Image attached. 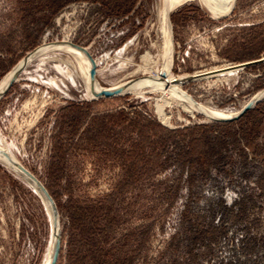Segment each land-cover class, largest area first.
<instances>
[{"label": "rangeland", "instance_id": "rangeland-1", "mask_svg": "<svg viewBox=\"0 0 264 264\" xmlns=\"http://www.w3.org/2000/svg\"><path fill=\"white\" fill-rule=\"evenodd\" d=\"M227 3L168 11L169 70L176 94L232 113L264 91V0ZM162 4L0 0V88L36 53L0 93V264H42L51 238L46 205L8 157L53 200L54 264H264V96L232 120L163 86L94 98L74 56L50 47L85 49L104 88L151 78L166 61Z\"/></svg>", "mask_w": 264, "mask_h": 264}, {"label": "bare ground", "instance_id": "bare-ground-1", "mask_svg": "<svg viewBox=\"0 0 264 264\" xmlns=\"http://www.w3.org/2000/svg\"><path fill=\"white\" fill-rule=\"evenodd\" d=\"M163 2L162 4V9L160 12V17H161V28H162V33H163V48H164V56L166 58V61L164 64H162V66L158 69L155 70V74L153 77L151 78H145L142 80H137L135 82H132L129 87L127 88L126 91H129L133 88H139L142 85H149L151 87L155 86L156 89L161 88L159 86H163L164 88H161L162 90H164L165 92L171 94L173 97H175L177 99V102L182 105L184 108H188L189 111L192 110H199L200 112H202L203 114H205L206 116H208L209 118H215V119H219V120H225L228 119L230 117H233L234 115H236L238 112H232V113H225V112H220V111H213L210 108L201 105V104H197L195 101H188L187 99H184L181 96H185L183 95L182 92H180V90L178 91V86L179 84L177 83L178 80L177 78H173L170 73V65H171V60L169 57V50H170V29H169V22H168V11H170L171 8H173L175 5H178L180 3H182V1L185 0H161ZM208 12H213L214 14L217 13L219 10H221L222 8H224L223 6L227 3L226 1H228L227 3V8H225V12L228 11L231 7H232V3L234 0H197ZM160 20V19H159ZM161 31V30H160ZM161 34V33H160ZM50 47H56V48H61L67 52H69L70 54H72L74 56V58L76 59L77 63H79V68H81L83 77L85 79V84L87 87V90L89 92V94L92 95V97L96 98L98 96V94L103 90V89H107L110 91H114L116 89H119L125 85H123L122 83H118V84H114L111 85L107 88H104L102 86H100L95 80H91V70L92 67H95V64L93 61H91L88 56L85 54V52L79 48L73 47L69 44H66V41L64 40V42H59V43H54L51 44ZM38 52V50H37ZM36 54L35 52H33L32 54H30L27 59H25L24 61H21L16 67L15 69L11 72V74L9 75L8 79L5 81V84L3 85V87L0 88V93L5 89V87L8 85L9 81L11 80L12 75L14 74V72L16 71V69H18L21 65H25L28 60L34 55ZM87 61V63L84 60V57ZM163 56V55H162ZM148 56L143 54V62L147 63L148 61ZM93 60V59H92ZM149 62V61H148ZM145 67V66H144ZM232 67L230 65H226L225 67L221 68L219 71L220 73H225L228 74L232 71ZM146 68V67H145ZM237 68V65H236ZM213 72V71H212ZM201 74V73H200ZM197 76V74H194V76ZM4 82V81H2ZM180 82V81H179ZM2 84V83H1ZM177 92L178 94H176L175 92ZM264 96V91L258 92L254 95L253 97V101L259 100L260 98H262ZM187 97V96H186ZM189 98V97H188ZM193 100V99H192ZM245 105V104H244ZM243 105V106H244ZM242 106V107H243ZM160 107V106H159ZM159 115L162 119L164 118L163 113L161 112V109L159 108ZM0 153L4 154V155H8V152L5 148L0 147ZM10 156V155H9ZM6 162L15 170L17 171L19 174H21V172H19V170L16 168L15 164L18 163L15 160L11 159L10 157H8V160L6 159ZM19 164V163H18ZM25 179H27L23 174H21ZM33 189L35 190V192L38 194V196L43 200L44 204L46 205V209L47 212L49 214L50 217V221H51V238L49 240V253H48V257L45 258V260L43 261L42 264H51L52 263V255H53V250L55 247V242H56V236H57V232H58V226L56 225V221L55 219H53V215L51 212V207L49 202L43 197L40 188L38 187V185H36L33 181L27 179Z\"/></svg>", "mask_w": 264, "mask_h": 264}, {"label": "water", "instance_id": "water-1", "mask_svg": "<svg viewBox=\"0 0 264 264\" xmlns=\"http://www.w3.org/2000/svg\"><path fill=\"white\" fill-rule=\"evenodd\" d=\"M76 48H79L81 50H83L85 52V54L88 56V58L92 60V58L89 56V54L85 51V49H83L82 47H79V46H76ZM23 65H21L18 69H16V71L14 72V74L12 75L11 77V80L9 81L8 85L5 87V89L15 80V78L17 77L18 73L21 71ZM94 76H95V68L92 67V70H91V80H94ZM129 87L128 86H123L119 89H116L114 91H110V90H107V89H103L99 94L98 96H104V97H109V96H113V95H118V94H122L124 92H126L127 88ZM4 89V90H5ZM4 90L2 92H4ZM257 101V100H256ZM256 101H251V102H248L246 103L241 109L240 111L234 115L233 117H230L228 119H225V120H232V119H235V118H238L241 114H243L245 111H247L248 109L251 108L252 104L255 103ZM8 159V158H7ZM16 168L19 170V172H21V174H23L27 179L33 181L36 185H38V187L40 188L41 190V193L43 195V197L49 202L50 204V207H51V212H52V215H53V219H55L56 221V225L58 226V220H57V210H56V207L53 203V200L52 198L50 197V195L48 194V192L46 191V189L43 187V185L29 172L27 171L24 167H22L20 164L16 163L15 164ZM58 251H59V231L57 232V236H56V242H55V247H54V250H53V255H52V263L51 264H54L55 261H56V258H57V255H58Z\"/></svg>", "mask_w": 264, "mask_h": 264}]
</instances>
